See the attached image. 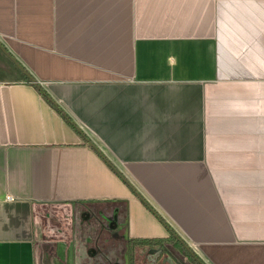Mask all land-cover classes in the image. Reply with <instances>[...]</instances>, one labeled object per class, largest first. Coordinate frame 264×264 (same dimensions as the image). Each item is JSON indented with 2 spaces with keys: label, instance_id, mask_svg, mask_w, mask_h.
<instances>
[{
  "label": "crops",
  "instance_id": "obj_1",
  "mask_svg": "<svg viewBox=\"0 0 264 264\" xmlns=\"http://www.w3.org/2000/svg\"><path fill=\"white\" fill-rule=\"evenodd\" d=\"M0 41V264H98L112 205L136 262L264 264V0H0Z\"/></svg>",
  "mask_w": 264,
  "mask_h": 264
},
{
  "label": "rangeland",
  "instance_id": "obj_2",
  "mask_svg": "<svg viewBox=\"0 0 264 264\" xmlns=\"http://www.w3.org/2000/svg\"><path fill=\"white\" fill-rule=\"evenodd\" d=\"M0 43H1V41H0ZM0 70H2V72L0 71V75H7V76H9V78H12V76H13L12 70H18V66L16 65V63L13 61V59L10 56H8L3 51V49L1 47H0ZM94 209L96 210V208H94ZM39 210L40 211L38 213L40 215V218L42 219V221H41L42 225H44L47 228V230H49L48 227H51L50 230H52L51 233H49V232L47 233L46 229H45V230H42V232L40 234L42 241H40L38 243V249H40L41 256H42L43 260L45 261V260H47V255H48L47 253H49L50 248H52V247H51L50 243H47L44 240H48V236H50V235H53L52 238L58 239L60 234L54 232L53 230H57L58 226H61L64 224L65 225L67 224V229L70 230L69 226L72 225V220L67 215H64L63 209L60 208L59 206L45 205V206H42L41 208H39ZM105 211H107V209H105ZM104 214H106V215L99 214L100 216H97V218L91 217L89 220V222L96 227L99 226L96 223L101 222V221L103 223L102 226H99V229H100L99 233H97V230H96V232L94 231L93 234H90V235H92V237H91L92 239H90L89 248L99 246L100 252H101L100 254L104 257L105 264H130L131 263L130 259H131L132 249H131L130 243L127 245L129 240H128L127 232L125 230V224L121 223V230L118 232L119 237L118 238L116 237L117 241H113L111 239V237H112V234H111L112 233V227H111L112 225L110 224V223H112L111 215H109L108 212H106ZM122 222H123V219H122ZM68 234H70V233H68ZM63 235H64V233H63ZM119 238H120V240H119ZM68 241L69 240H67V242ZM113 242L116 243L115 248H109L108 246L113 244ZM65 243L66 242H56L57 252H59V254L61 256H62V253H64V246L60 248L59 245L60 244L65 245ZM46 247H48V248H46ZM170 248L172 251H174L176 253L177 256H179V258L182 259V257H183L184 264H197L193 259H191L189 257V255H187V254L184 255L180 250L178 251L176 248H174L172 246H170ZM67 250L70 253L69 248H67ZM102 252L104 254H102ZM97 257L99 258V256H97V255L94 257L96 262H97ZM60 263L66 264L65 262H60Z\"/></svg>",
  "mask_w": 264,
  "mask_h": 264
},
{
  "label": "flooded vegetation",
  "instance_id": "obj_3",
  "mask_svg": "<svg viewBox=\"0 0 264 264\" xmlns=\"http://www.w3.org/2000/svg\"><path fill=\"white\" fill-rule=\"evenodd\" d=\"M87 215H83L86 216L89 220L92 217H96L100 216L99 214L102 215H106L104 213L108 212L109 215H111V219H112V223H110L112 226V237L111 239L113 241H117L116 239L119 237L118 232L121 230V223L125 224V219H124V215L121 212H118V208L115 207V205L109 206L107 208V211L105 210H95L90 208L89 211H87ZM123 222H122V219ZM90 223V222H89ZM99 223V224H98ZM96 223L99 226H102L103 223L98 222ZM90 229L92 230V232L94 233V231L97 233H99L100 229L99 226L96 227L94 225H92L91 223L89 224ZM92 237V235H90ZM173 236L175 238L176 235L175 233H173ZM117 237V238H116ZM120 240V238H119ZM129 240V239H128ZM178 240V239H177ZM119 242V241H118ZM131 244V249H132V254H131V263L130 264H184L183 259L179 258V256L176 255V253L174 251L171 250L170 247L166 246L163 241H154L151 243H148V247L144 248V251L141 253V255H143V260L136 262L135 258L137 259V257H135V247H132V243L129 240L128 244ZM180 243V242H179ZM181 244V243H180ZM116 243L113 242V244H111L110 246H108L109 248H115ZM107 247V248H108ZM185 252L187 253V255H189V257L191 259H193L197 264H203L200 260L197 259V256H194L192 254V252H190V249H188L187 247H183ZM90 249V255L92 256H99V258L97 257V263L98 264H105V259L104 257L100 254V247L99 246H95V247H91ZM102 254H104L102 252Z\"/></svg>",
  "mask_w": 264,
  "mask_h": 264
},
{
  "label": "water",
  "instance_id": "obj_4",
  "mask_svg": "<svg viewBox=\"0 0 264 264\" xmlns=\"http://www.w3.org/2000/svg\"><path fill=\"white\" fill-rule=\"evenodd\" d=\"M0 47L4 50V52L8 55V56H10L12 59H13V61L17 64V66L26 74V75H28L29 77H31V74L22 66V65H20L19 63H17V61H16V59L14 58V56L6 49V47L3 45V44H1L0 43ZM34 82H36V81H34ZM89 143L91 144V145H93V143L91 142V141H89Z\"/></svg>",
  "mask_w": 264,
  "mask_h": 264
}]
</instances>
